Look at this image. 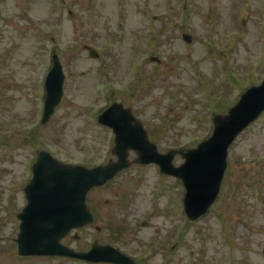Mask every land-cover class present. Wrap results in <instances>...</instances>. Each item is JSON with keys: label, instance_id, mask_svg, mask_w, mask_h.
<instances>
[{"label": "rangeland", "instance_id": "1", "mask_svg": "<svg viewBox=\"0 0 264 264\" xmlns=\"http://www.w3.org/2000/svg\"><path fill=\"white\" fill-rule=\"evenodd\" d=\"M183 33L192 35L191 45ZM209 39L222 48L236 42L232 64L211 57ZM54 52L67 74L64 96L42 130L34 123ZM153 55L159 64L149 62ZM263 79L264 0H0V264H94L20 257L15 238L23 183L40 149L89 165L107 161V147L98 145L105 134L90 121L97 108L123 99L150 120L168 114L172 122L163 131L173 141L159 148L167 152L209 137L213 114ZM124 89L134 94L122 95ZM11 132L17 142L16 135L6 140ZM157 172L134 168L94 194L100 232L88 226L79 239L63 242L76 250L113 244L140 264H264V114L230 148L221 206L217 201L197 221H180L184 187Z\"/></svg>", "mask_w": 264, "mask_h": 264}, {"label": "water", "instance_id": "2", "mask_svg": "<svg viewBox=\"0 0 264 264\" xmlns=\"http://www.w3.org/2000/svg\"><path fill=\"white\" fill-rule=\"evenodd\" d=\"M91 55L97 56L94 51H91ZM54 60V68L46 80L47 116L52 113L63 94V70L57 57ZM262 110H264V85L250 90L229 116L219 118L213 137L197 149L184 154L187 158L186 164L181 169L173 171L186 183L187 210L189 213L191 211L195 218L207 210L217 195L226 166L229 145ZM118 134V140L124 142H118L116 147V152L120 156L116 168H122L126 164L124 157L128 149L137 150L145 162L158 161L159 156L155 154V147L141 146L137 143L131 146V142L122 139L124 138L122 132L118 131ZM162 165L163 170L166 171L167 161H163ZM52 166L36 167L34 178L26 189L30 203L19 215L23 221L18 238L20 253L63 254L88 260L130 264L116 256L108 257L100 246H95L88 253H78L60 243L61 238L71 228L83 226L92 220L85 203L87 193L95 185L106 182L117 169H114V166L86 169L56 162H52ZM55 200L63 202L61 208L64 212L59 206L54 205Z\"/></svg>", "mask_w": 264, "mask_h": 264}, {"label": "flooded vegetation", "instance_id": "3", "mask_svg": "<svg viewBox=\"0 0 264 264\" xmlns=\"http://www.w3.org/2000/svg\"><path fill=\"white\" fill-rule=\"evenodd\" d=\"M139 117H141L142 116V114H141V111L139 110V109H136V112H135ZM135 114V115H136ZM136 115V116H137ZM137 116V117H138ZM148 125H149V123H146V128L148 129V131H149V134H150V136L155 140V139H158L156 136H155V134L151 131V130H149V128H148Z\"/></svg>", "mask_w": 264, "mask_h": 264}]
</instances>
